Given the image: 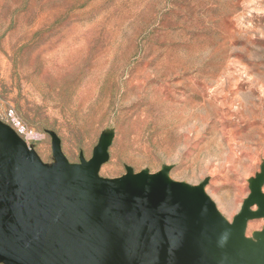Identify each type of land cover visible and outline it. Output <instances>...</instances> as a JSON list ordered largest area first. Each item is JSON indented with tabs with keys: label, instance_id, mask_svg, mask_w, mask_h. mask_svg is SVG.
<instances>
[{
	"label": "rangeland",
	"instance_id": "374dc122",
	"mask_svg": "<svg viewBox=\"0 0 264 264\" xmlns=\"http://www.w3.org/2000/svg\"><path fill=\"white\" fill-rule=\"evenodd\" d=\"M0 124L47 166L58 140L107 142L104 178L168 167L232 222L264 177V0H0Z\"/></svg>",
	"mask_w": 264,
	"mask_h": 264
},
{
	"label": "water",
	"instance_id": "95a60500",
	"mask_svg": "<svg viewBox=\"0 0 264 264\" xmlns=\"http://www.w3.org/2000/svg\"><path fill=\"white\" fill-rule=\"evenodd\" d=\"M101 142L89 160L69 163L60 143L47 166L0 124V260L5 264H264V177L229 222L204 184L131 168L99 175L108 160ZM256 209H253L254 207Z\"/></svg>",
	"mask_w": 264,
	"mask_h": 264
}]
</instances>
